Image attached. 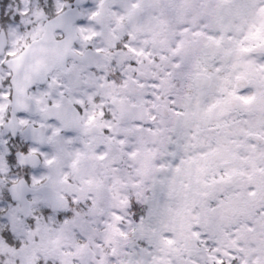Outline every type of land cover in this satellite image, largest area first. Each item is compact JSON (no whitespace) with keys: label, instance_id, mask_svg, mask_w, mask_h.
Segmentation results:
<instances>
[{"label":"snow or ice","instance_id":"1","mask_svg":"<svg viewBox=\"0 0 264 264\" xmlns=\"http://www.w3.org/2000/svg\"><path fill=\"white\" fill-rule=\"evenodd\" d=\"M0 264H264V0H0Z\"/></svg>","mask_w":264,"mask_h":264}]
</instances>
